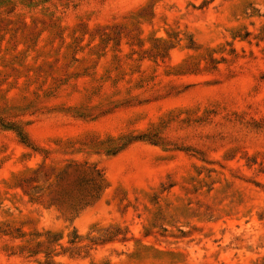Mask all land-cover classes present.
<instances>
[{
  "label": "rangeland",
  "instance_id": "1",
  "mask_svg": "<svg viewBox=\"0 0 264 264\" xmlns=\"http://www.w3.org/2000/svg\"><path fill=\"white\" fill-rule=\"evenodd\" d=\"M0 264H264V0H0Z\"/></svg>",
  "mask_w": 264,
  "mask_h": 264
}]
</instances>
